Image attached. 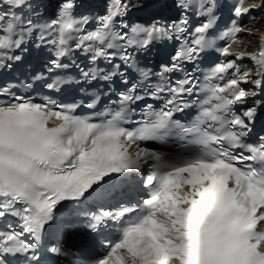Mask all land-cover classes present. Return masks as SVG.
I'll use <instances>...</instances> for the list:
<instances>
[{"label": "snow or ice", "instance_id": "snow-or-ice-1", "mask_svg": "<svg viewBox=\"0 0 264 264\" xmlns=\"http://www.w3.org/2000/svg\"><path fill=\"white\" fill-rule=\"evenodd\" d=\"M242 3L233 6L235 16L249 11ZM151 7L148 0H113L100 15L82 10V0H0V72L21 61L31 45L43 52L51 44L55 58H43L48 73L74 66L84 83L109 82L120 105L106 119V112L95 111L97 92L85 105L93 114L85 116L77 114V104L0 86V221H10L11 229L0 232V264H21V257L23 264H40L37 246L45 235L71 240L81 226L90 234L110 226L118 232L102 255L51 246L64 258L54 264H264V126L254 142L246 140L258 108L264 112V37L247 57L256 64L251 78L236 63L245 58L241 53L212 61L200 83L195 72L202 54L216 47V39L231 47L243 27L233 19L220 31V0H174L170 23L158 16L146 24L130 18L132 9ZM253 7L264 9V0ZM193 17L200 18L198 26ZM90 20L94 30L85 27ZM70 40L90 62L85 67L72 58ZM169 41L174 54L154 71L149 64L156 45ZM219 51L232 55L228 48ZM101 59L106 68L95 66ZM175 73L183 77L172 81ZM117 76L120 85L113 88ZM33 79L49 93L81 83L43 73ZM149 100L163 103L157 108ZM134 104L141 119L126 127L130 116H121L133 113ZM237 105L251 106L239 115ZM193 107L194 117L186 111ZM137 173L140 198L113 205L118 190L127 195L118 186Z\"/></svg>", "mask_w": 264, "mask_h": 264}]
</instances>
